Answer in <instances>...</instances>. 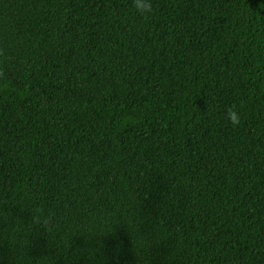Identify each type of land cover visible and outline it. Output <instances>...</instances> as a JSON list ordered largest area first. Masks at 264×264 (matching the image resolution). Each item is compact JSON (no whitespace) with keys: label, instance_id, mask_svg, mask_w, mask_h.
Wrapping results in <instances>:
<instances>
[{"label":"trees","instance_id":"trees-1","mask_svg":"<svg viewBox=\"0 0 264 264\" xmlns=\"http://www.w3.org/2000/svg\"><path fill=\"white\" fill-rule=\"evenodd\" d=\"M152 6L0 0V264H264V0Z\"/></svg>","mask_w":264,"mask_h":264},{"label":"clouds","instance_id":"clouds-1","mask_svg":"<svg viewBox=\"0 0 264 264\" xmlns=\"http://www.w3.org/2000/svg\"><path fill=\"white\" fill-rule=\"evenodd\" d=\"M133 7L142 17H147L153 11L152 0H132ZM227 119L233 126H238L240 123V112L235 107H229L226 112ZM40 210L37 209V212ZM34 222H39L38 217H33Z\"/></svg>","mask_w":264,"mask_h":264}]
</instances>
